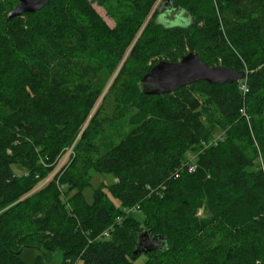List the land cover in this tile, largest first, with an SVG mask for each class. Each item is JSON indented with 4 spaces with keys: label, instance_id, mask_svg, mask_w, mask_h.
<instances>
[{
    "label": "trees",
    "instance_id": "obj_1",
    "mask_svg": "<svg viewBox=\"0 0 264 264\" xmlns=\"http://www.w3.org/2000/svg\"><path fill=\"white\" fill-rule=\"evenodd\" d=\"M8 12L0 17V264H43L35 249L60 251L61 264H137L143 255L142 264H264V0H51L10 21ZM189 52L246 75L140 90L158 62ZM83 65L117 71L108 88L133 115L102 153L92 136L101 103ZM214 136L217 145H202ZM71 147L59 182L40 186ZM93 172L116 181L102 182L89 202ZM145 230L166 246L135 254Z\"/></svg>",
    "mask_w": 264,
    "mask_h": 264
},
{
    "label": "rangeland",
    "instance_id": "obj_2",
    "mask_svg": "<svg viewBox=\"0 0 264 264\" xmlns=\"http://www.w3.org/2000/svg\"><path fill=\"white\" fill-rule=\"evenodd\" d=\"M14 0H5L0 3V17H3L4 13H7L9 10L14 8L15 6ZM94 7L98 10V12L103 16L104 20L107 21V23L114 27L115 21L114 19L107 13V10L105 7L99 5L98 3H94ZM1 23V19H0ZM87 66V67H86ZM83 65L81 69V73L83 75V79L87 80L88 82L92 83L94 85V89L96 92V95L99 96L98 98V107L101 103L100 107L97 108L96 111V118L95 121L92 123V127H94V131L92 132V136L94 143L97 146L98 152L102 153L106 149L109 148L112 141L119 140L123 135H125L126 132L129 131L130 127L133 126V115L132 111L126 113L122 107L119 104V100L115 97V94L110 91L108 87L113 83V81H116V74L117 71L114 72L112 75L109 74V72L102 70L101 72H98L95 74V72L90 69V66ZM245 68L247 69V73H249V68H247V65H245ZM108 92V94L105 97V93ZM95 110V109H94ZM93 110V112H94ZM92 112V113H93ZM219 134V133H218ZM217 134V135H218ZM216 135V136H217ZM215 137V136H214ZM212 137V138H214ZM198 149H201L200 145L198 144ZM73 147L69 148L67 152L64 154L62 159L59 162V165H54L55 167L52 169H48L47 175H45L44 180L38 178V180L41 184L40 186H44V184L51 180L52 178L56 179L57 182H59L60 177L62 176V167L73 157ZM40 161L44 165L46 162V159L39 157ZM195 158L194 160H196ZM259 159L262 163H264V158L259 155ZM16 173L23 174L26 172L24 170V167L22 165H16L15 166ZM45 171V170H44ZM39 177V176H36ZM116 181V177L112 174H99V173H92V179H91V185L86 188L85 190V196L89 202L93 201L94 196V190L99 187V185L102 182L112 183ZM39 186V187H40ZM65 196L66 192L63 193ZM69 195V194H68ZM138 218L143 219L144 214L139 212L136 213ZM34 256L37 254L43 255V264H61L63 261V253L59 252H45L43 250H34L33 251ZM146 260V256H141L136 263L142 264Z\"/></svg>",
    "mask_w": 264,
    "mask_h": 264
},
{
    "label": "water",
    "instance_id": "obj_3",
    "mask_svg": "<svg viewBox=\"0 0 264 264\" xmlns=\"http://www.w3.org/2000/svg\"><path fill=\"white\" fill-rule=\"evenodd\" d=\"M51 0H19L17 6L9 10L7 21L25 13H35L50 4ZM246 70L238 71L224 66L213 67L196 52H189L179 61L162 60L139 81L140 90L146 95H160L174 92L181 87L198 81L211 84L234 83L243 79ZM166 246L162 235H152L151 230L139 234L135 254L155 251Z\"/></svg>",
    "mask_w": 264,
    "mask_h": 264
},
{
    "label": "built area",
    "instance_id": "obj_4",
    "mask_svg": "<svg viewBox=\"0 0 264 264\" xmlns=\"http://www.w3.org/2000/svg\"><path fill=\"white\" fill-rule=\"evenodd\" d=\"M242 80H243V79H242ZM242 80H241V81H242ZM241 88H242V91L245 92V93L249 90L246 81H243V82H242V86H241ZM220 138H221V137H216V138L214 137V139H212L210 142L202 141V145H203L204 147H207V146H209V145H217V144L219 143ZM195 165H196L195 163H190V164L188 165V169H189L190 171H195V170H196V166H195ZM176 176H178V174H176ZM104 234H105V235H108V232L106 231Z\"/></svg>",
    "mask_w": 264,
    "mask_h": 264
}]
</instances>
